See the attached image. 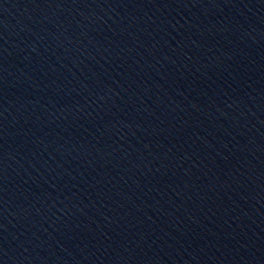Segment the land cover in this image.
I'll return each instance as SVG.
<instances>
[{"label":"water","instance_id":"water-1","mask_svg":"<svg viewBox=\"0 0 264 264\" xmlns=\"http://www.w3.org/2000/svg\"><path fill=\"white\" fill-rule=\"evenodd\" d=\"M0 264H264V0H0Z\"/></svg>","mask_w":264,"mask_h":264}]
</instances>
